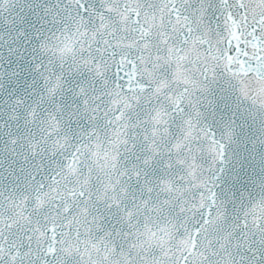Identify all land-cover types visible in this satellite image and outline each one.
I'll list each match as a JSON object with an SVG mask.
<instances>
[{
  "label": "snow or ice",
  "instance_id": "1",
  "mask_svg": "<svg viewBox=\"0 0 264 264\" xmlns=\"http://www.w3.org/2000/svg\"><path fill=\"white\" fill-rule=\"evenodd\" d=\"M0 264H264V0H0Z\"/></svg>",
  "mask_w": 264,
  "mask_h": 264
}]
</instances>
